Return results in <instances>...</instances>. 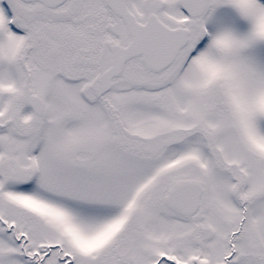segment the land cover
I'll use <instances>...</instances> for the list:
<instances>
[{"label":"snow or ice","instance_id":"obj_1","mask_svg":"<svg viewBox=\"0 0 264 264\" xmlns=\"http://www.w3.org/2000/svg\"><path fill=\"white\" fill-rule=\"evenodd\" d=\"M0 264H264V0H0Z\"/></svg>","mask_w":264,"mask_h":264}]
</instances>
